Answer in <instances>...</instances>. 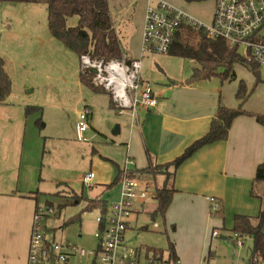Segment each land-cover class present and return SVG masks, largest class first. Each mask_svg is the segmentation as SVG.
Masks as SVG:
<instances>
[{
  "label": "rangeland",
  "instance_id": "1",
  "mask_svg": "<svg viewBox=\"0 0 264 264\" xmlns=\"http://www.w3.org/2000/svg\"><path fill=\"white\" fill-rule=\"evenodd\" d=\"M214 2L110 0V11L120 40L123 42L125 39L122 47L124 54L128 51L134 57L142 58L145 13L149 4L152 7L160 3L173 5L208 24ZM78 18V15L69 16L67 26H76ZM238 53L241 55L243 49L240 48ZM0 62L11 82L5 102L0 103V150L2 154L9 150L10 157L7 156L8 163L0 158V197H12L6 194H11L14 189L24 194L40 191L39 205L48 199L53 201L57 211L62 205L59 219L43 222V233L52 237L51 229L56 228L58 241L68 240L78 248L93 249L97 243L95 233L98 229L95 220L100 211H84V202L74 205V200L66 197L62 185L68 184L76 193H81L83 185L80 175L90 171L91 167L99 169L101 166L96 164L94 158L96 153L93 149L99 150L96 141L87 132L84 134L86 140L79 139L74 127L75 110H83L87 96L94 91L80 80V56L50 32L46 2L0 0ZM196 67L199 64L195 59L152 52L142 58L141 75L153 89L167 80V76L177 79L186 76L189 79ZM259 70L256 75L246 65L236 64L234 79L215 77L213 81H219L223 88V102L231 107L243 102L244 108L264 113V66ZM242 81L248 90L245 101H240L236 96ZM103 99L101 97L99 104ZM27 106L40 108L26 115ZM38 120L44 123L43 126L36 123ZM59 123L63 124L62 127ZM89 130L92 127L89 126ZM25 131L28 135L24 141ZM37 134L42 135L38 140ZM139 178L140 189L147 184L149 186L147 194L138 196L132 205L135 211L129 217L131 226L126 233L129 248L140 249L143 259L147 256L167 258L169 242L172 241L176 250L179 246L182 253L178 254L179 264H247L253 245V238L249 234L242 235V244L230 239L233 237V227H229L231 220L225 218L224 228L223 220H219L210 207L206 219L201 216L197 219L180 216L177 221H170L168 212L164 215L156 212L158 202L155 193L156 186L161 185L160 177L154 179L153 175L144 174ZM96 182L95 179V186H85V198L99 194L107 198L117 188L115 185L102 193L103 184ZM253 188L255 193L252 196H264V182H258ZM56 191H61L62 195L49 194ZM6 201L2 199L0 209L6 206ZM4 212H7L6 209L0 214ZM64 221L69 224L62 231ZM213 229L218 231V235H212ZM12 235L11 230L7 234L0 231V264L23 262L21 257L19 260L9 257L13 254L10 246ZM262 261L260 259L257 264H263ZM79 263H82L81 260Z\"/></svg>",
  "mask_w": 264,
  "mask_h": 264
},
{
  "label": "crops",
  "instance_id": "2",
  "mask_svg": "<svg viewBox=\"0 0 264 264\" xmlns=\"http://www.w3.org/2000/svg\"><path fill=\"white\" fill-rule=\"evenodd\" d=\"M121 43L123 47L125 39ZM124 55L131 59L137 58L128 51ZM215 77L219 76L189 83L186 76L180 79L167 76V80L153 88L157 96L156 105L147 110L140 108L137 118L132 110L117 107L108 92L93 87L94 92L87 96V104L84 107L91 111L89 124L92 130L87 129L85 132L96 141L99 149H93V151L96 153L94 156L96 164L101 166L99 169L91 167L90 171L95 172L94 180L100 182L98 184H103L102 193L111 188L109 185L118 179L121 169L135 171L150 163L154 166L171 164L188 146L209 131L219 103L223 100L222 85L219 81H213ZM101 97L106 102L101 101L99 104ZM251 109L248 107L246 110ZM80 111L81 109H76L74 113V127L78 137L77 123ZM27 123L26 120V126ZM36 123L39 126L44 124L39 120ZM62 125L59 123V126L62 127ZM24 135L25 141L27 131ZM41 136L37 134L36 140ZM1 155L3 157L0 158L4 159V162L10 159L9 150H5L3 154L1 151ZM130 159L132 162L129 161ZM263 162L264 126L253 116L237 117L225 140L201 146L176 168L174 176L176 191L166 211L168 219L173 222L180 216L192 219L201 216L206 219L209 215L208 197L210 196L216 197L223 205L225 214L223 226L226 218L231 220L229 227H234L236 214L242 213L255 217L259 213L261 199L252 196L251 190L254 186L256 169ZM83 174L80 175V182ZM156 177H160L161 185L158 184V186L161 187L165 174L158 173L154 179ZM119 183L120 180L116 184L114 193L109 194L107 198L99 196L100 194L88 198H99L111 203L120 196ZM62 186L67 193L66 196L70 195V191L75 192L68 184ZM84 190L83 185L81 193L77 194L84 196ZM57 192L61 191L55 193ZM32 193L33 191L24 194L14 189L11 194H6L12 197H0V202L2 199L7 200L6 206L0 209V211L5 209L7 211L0 214V231L7 234V231L11 230L13 233L10 245L13 254L9 257L15 260L21 257L20 260H23L21 264L27 261L33 215L36 207L39 206V198L33 197ZM49 202L53 204V201ZM45 203L48 201L46 200ZM61 209L62 205L59 206V210ZM59 217L60 211L55 219ZM68 224L64 221L62 231ZM175 252L177 256L179 253L182 255L179 246L177 250L175 246Z\"/></svg>",
  "mask_w": 264,
  "mask_h": 264
},
{
  "label": "built area",
  "instance_id": "3",
  "mask_svg": "<svg viewBox=\"0 0 264 264\" xmlns=\"http://www.w3.org/2000/svg\"><path fill=\"white\" fill-rule=\"evenodd\" d=\"M183 24H192L204 29L211 37L224 39L237 51L242 48L241 55L245 61L264 66V0H215L214 12L208 24L173 5L160 3L152 7L149 4L145 13L142 58L152 52L168 53L176 32ZM80 58L82 71L90 74L93 87L108 92L117 107L132 110L137 118L140 108L147 110L156 105V93L141 75L142 58L129 60L126 55L112 59L93 58L87 54ZM90 114L87 108L79 112L77 127L81 140H86L84 133L90 126ZM129 161L132 162L131 159ZM94 177L95 172L89 171L83 174L81 182L91 187ZM119 184V198L109 204L106 213L100 211L96 216L97 243L90 250L78 248L68 240L58 241L56 228L51 229L52 237L43 233V222L55 219L60 210L48 203L37 206L25 264H179L180 259L174 260L169 256H147L143 259L140 249L127 246L129 217L135 211L132 205L138 196L147 194L149 184L140 189V179L128 173L121 177ZM208 200L214 212L221 208L216 197L210 196ZM212 235H218V231L214 229ZM241 238L242 235L235 231L230 237L238 244H242ZM80 260L82 263H79ZM262 262L264 264V260Z\"/></svg>",
  "mask_w": 264,
  "mask_h": 264
},
{
  "label": "trees",
  "instance_id": "4",
  "mask_svg": "<svg viewBox=\"0 0 264 264\" xmlns=\"http://www.w3.org/2000/svg\"><path fill=\"white\" fill-rule=\"evenodd\" d=\"M23 1L46 2L48 6V26L50 32L80 57L84 54L90 55L93 58L104 57L107 59L122 58L124 56L122 43L116 32L111 15L109 0ZM184 1L192 3L205 0ZM71 15H78L79 17L76 26L70 27L66 24V19ZM168 53L178 57L195 59L199 64V67L194 69L193 74L187 80L189 83L208 79L213 76H219L222 80L234 79L236 77V64L246 65L256 75L260 71L258 65L245 61L242 55L235 48L230 47L224 39L211 37L204 29L192 24H183L180 26L174 36ZM128 59L131 60L130 57ZM80 80L93 88L90 74L87 72L84 73L82 68L80 71ZM10 90V79L3 68V63L0 62V103L5 102ZM236 96L240 101H245L248 97V90L243 81L240 83ZM39 108L27 106L25 111L26 114H29ZM242 115L253 116L258 123L264 126V113L246 110L243 107V102H239V105L236 107H231L226 105L222 100L212 119L209 131L188 146L171 164L154 166L150 163L148 166L137 168L135 171H127L125 168L121 169L118 179L111 183L109 187L115 186L125 173H128L132 177H140L144 174L155 176L158 173H164V183L161 187L156 186L155 193V199L158 202L156 212L164 215L176 191L174 187L176 168L201 146L219 140H225L229 135L233 121ZM258 182H264V162L260 163L256 169L253 187ZM253 187L251 190L252 195L255 193ZM38 193V191L33 192V197L37 198ZM54 195H61V192H57ZM66 197L74 200V205L85 202L84 211L98 209L106 213L110 204V202L99 198H85L83 195H79L74 191H70V195ZM258 197L261 199V207L258 215L252 217L236 214L234 218L233 232H238L241 235L246 233L253 238L251 256L247 264H257L260 259L264 260V196ZM47 201L48 204H52L49 202L50 200ZM216 215L218 218L224 219L225 214L222 203L221 208L216 211ZM72 221L70 220L69 222ZM69 222L67 221V223ZM168 251V256L171 259H179L175 252V244L172 241L169 242Z\"/></svg>",
  "mask_w": 264,
  "mask_h": 264
}]
</instances>
